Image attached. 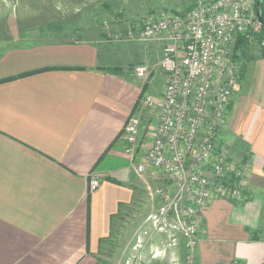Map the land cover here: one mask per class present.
I'll list each match as a JSON object with an SVG mask.
<instances>
[{
	"label": "crops",
	"instance_id": "0c3cea01",
	"mask_svg": "<svg viewBox=\"0 0 264 264\" xmlns=\"http://www.w3.org/2000/svg\"><path fill=\"white\" fill-rule=\"evenodd\" d=\"M8 22L0 36V264H98L123 237L139 257L155 247L154 190L173 186L152 169L136 172L124 151V127L141 106L137 76L111 65L104 42L16 34ZM222 135L239 141L238 160L247 154L252 169L243 199L215 198L201 210L193 264H264V58L238 88ZM92 176L101 179L94 191ZM158 234L165 262L180 264Z\"/></svg>",
	"mask_w": 264,
	"mask_h": 264
},
{
	"label": "built area",
	"instance_id": "2783aa9c",
	"mask_svg": "<svg viewBox=\"0 0 264 264\" xmlns=\"http://www.w3.org/2000/svg\"><path fill=\"white\" fill-rule=\"evenodd\" d=\"M262 26L257 0H198L185 12L162 13L136 34L141 40L168 41L160 62L168 80L161 97L146 94L140 102L142 108H159L149 147L138 150L140 122L132 117L124 128L125 153L136 172L152 169L171 182V192L164 185L154 190L161 202L149 216L150 234H164L170 246L183 239L186 264L194 261L201 210L215 198L245 195L251 164L234 158L220 138L239 84L233 57L237 38L250 39L251 31ZM148 73L146 65L135 68L139 78ZM100 183L92 176L90 190ZM137 244L142 247L145 239L139 236Z\"/></svg>",
	"mask_w": 264,
	"mask_h": 264
},
{
	"label": "rangeland",
	"instance_id": "374dc122",
	"mask_svg": "<svg viewBox=\"0 0 264 264\" xmlns=\"http://www.w3.org/2000/svg\"><path fill=\"white\" fill-rule=\"evenodd\" d=\"M198 0H0V36L8 33V20H12L11 30L21 34L58 39H96L104 42L106 51L112 56L111 65L132 71L139 65L149 67L144 78H138L141 85V97L149 94L156 98L162 96L167 84V74L161 67L163 48L166 39L141 40L136 34L143 25L154 20L164 12L181 13L190 9ZM260 12L264 19V6ZM254 28L249 39L247 57L238 64L239 84L233 92L231 108L238 88L248 82L249 71L254 59L264 58V26ZM12 33V32H11ZM236 45V44H235ZM235 47V46H234ZM234 53V51H233ZM140 104V103H139ZM140 122V142L138 150L144 152L150 145L154 129L159 119L158 107L137 106L135 111ZM125 128V127H124ZM223 131V130H222ZM124 136V135H123ZM221 145H227L231 155L241 159L239 141H229L221 133ZM125 142L123 143L125 151ZM163 181L166 179H162ZM167 181V180H166ZM159 206V205H158ZM157 206V208H158ZM155 208L154 211L157 210ZM155 236V247H149L139 257H130L124 247L128 238L118 241L111 240L108 250L101 252L98 264H169L165 262L167 255L161 249L163 237ZM161 241V242H160ZM174 252L167 251L170 257L186 264V249L183 239ZM173 251V250H172ZM174 253V254H173ZM184 255V257H183ZM130 261V263H128ZM187 261V260H186ZM175 262V261H174Z\"/></svg>",
	"mask_w": 264,
	"mask_h": 264
},
{
	"label": "trees",
	"instance_id": "16d2710c",
	"mask_svg": "<svg viewBox=\"0 0 264 264\" xmlns=\"http://www.w3.org/2000/svg\"><path fill=\"white\" fill-rule=\"evenodd\" d=\"M249 45H250L249 39L246 35L241 34L238 36L236 45L234 47L233 57L239 64L240 62H243L242 57H247L248 50L250 49ZM247 158L248 155L244 154L243 155L244 161H247L248 160Z\"/></svg>",
	"mask_w": 264,
	"mask_h": 264
},
{
	"label": "water",
	"instance_id": "95a60500",
	"mask_svg": "<svg viewBox=\"0 0 264 264\" xmlns=\"http://www.w3.org/2000/svg\"><path fill=\"white\" fill-rule=\"evenodd\" d=\"M261 4L264 6V0H257V16H258L259 20L262 22V24L264 25V19L261 15V12H260Z\"/></svg>",
	"mask_w": 264,
	"mask_h": 264
}]
</instances>
